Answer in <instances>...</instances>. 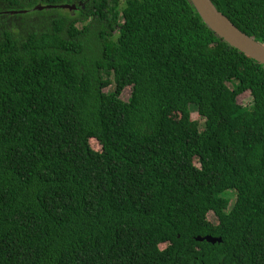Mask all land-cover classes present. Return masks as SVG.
I'll list each match as a JSON object with an SVG mask.
<instances>
[{
    "label": "trees",
    "instance_id": "obj_1",
    "mask_svg": "<svg viewBox=\"0 0 264 264\" xmlns=\"http://www.w3.org/2000/svg\"><path fill=\"white\" fill-rule=\"evenodd\" d=\"M0 264H264V65L189 0H0Z\"/></svg>",
    "mask_w": 264,
    "mask_h": 264
},
{
    "label": "water",
    "instance_id": "obj_2",
    "mask_svg": "<svg viewBox=\"0 0 264 264\" xmlns=\"http://www.w3.org/2000/svg\"><path fill=\"white\" fill-rule=\"evenodd\" d=\"M189 2L207 28L219 39L253 61L264 65V45L241 32L226 16L216 9L211 0H189ZM64 8L72 10L70 6ZM36 9L41 10L42 7L38 6ZM195 240L198 242L206 241L210 244L221 243L220 238L211 236L196 237Z\"/></svg>",
    "mask_w": 264,
    "mask_h": 264
},
{
    "label": "rangeland",
    "instance_id": "obj_3",
    "mask_svg": "<svg viewBox=\"0 0 264 264\" xmlns=\"http://www.w3.org/2000/svg\"><path fill=\"white\" fill-rule=\"evenodd\" d=\"M58 12H63V10H58ZM227 86L229 87V88H231V85L230 84H227ZM106 91H113V87H110V88H108V89H106L105 90V92ZM129 96H130V88H127V89H125L123 92H122V94H121V99L123 100V101H127L128 100V98H129ZM237 102H238V104L239 105H241V106H249L250 105V103H251V97H250V94L249 93H245V94H243V95H241V96H239L238 98H237ZM191 119L192 120H195V121H197L199 124H200V126H202L203 125V120L195 113V112H193L192 114H191ZM91 147L95 150V151H100V146L95 142V141H91ZM208 220L210 221V222H213V223H215L216 222V219L214 218V216H213V214L212 213H210V214H208Z\"/></svg>",
    "mask_w": 264,
    "mask_h": 264
}]
</instances>
